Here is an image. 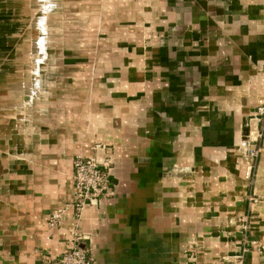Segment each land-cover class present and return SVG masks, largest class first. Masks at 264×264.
I'll return each instance as SVG.
<instances>
[{"label":"crops","instance_id":"crops-1","mask_svg":"<svg viewBox=\"0 0 264 264\" xmlns=\"http://www.w3.org/2000/svg\"><path fill=\"white\" fill-rule=\"evenodd\" d=\"M50 5L34 97L32 78L0 91V264H60L78 156L111 174L114 194L80 224L98 264H236L245 248L264 264V203L244 231L234 150L264 98V0Z\"/></svg>","mask_w":264,"mask_h":264},{"label":"rangeland","instance_id":"rangeland-1","mask_svg":"<svg viewBox=\"0 0 264 264\" xmlns=\"http://www.w3.org/2000/svg\"><path fill=\"white\" fill-rule=\"evenodd\" d=\"M50 8V0H0V91L13 86V81L17 83L16 87L20 81V85L23 83L22 86L27 89L33 70H36L33 72L36 79L43 74L46 56L45 13ZM257 106L255 114L244 123L240 132V147L234 149L239 154L235 151L236 157L245 165L244 181L249 187L246 203L250 213L238 220L243 224L244 231L250 229L253 207L264 203V195L256 193L258 165L264 155V117L257 116ZM246 128L249 130V140L244 142ZM253 131L257 134L251 135ZM259 148L261 153L258 159L252 160L251 151ZM250 164L253 170L248 178L246 172Z\"/></svg>","mask_w":264,"mask_h":264},{"label":"built area","instance_id":"built-area-1","mask_svg":"<svg viewBox=\"0 0 264 264\" xmlns=\"http://www.w3.org/2000/svg\"><path fill=\"white\" fill-rule=\"evenodd\" d=\"M257 116L264 117V98L258 102ZM254 134L257 132L251 133V135ZM260 153V148L253 149L250 153L252 160L258 159ZM73 169L72 178L75 192L71 207L75 211V225L70 230V240L61 255L60 264H98L94 258L89 256L87 249L82 247L83 236L80 224L83 213L88 207H98L104 198L114 194L110 170L107 164H100L97 158L82 156L74 159ZM252 170L253 166L250 164L246 172L248 178L251 176ZM68 207L51 216L48 223L50 227L56 228L62 224ZM247 250V248L244 249L243 257L248 252ZM243 257L241 258L243 259ZM242 259L236 264H244Z\"/></svg>","mask_w":264,"mask_h":264},{"label":"flooded vegetation","instance_id":"flooded-vegetation-1","mask_svg":"<svg viewBox=\"0 0 264 264\" xmlns=\"http://www.w3.org/2000/svg\"><path fill=\"white\" fill-rule=\"evenodd\" d=\"M36 70H33V72L35 73ZM32 72V80H33V88L30 89V97H33L34 96V92H35V89H36V77H35V74Z\"/></svg>","mask_w":264,"mask_h":264},{"label":"water","instance_id":"water-1","mask_svg":"<svg viewBox=\"0 0 264 264\" xmlns=\"http://www.w3.org/2000/svg\"><path fill=\"white\" fill-rule=\"evenodd\" d=\"M45 1H46V0H45ZM248 135H249V130H248V128H246V130H245L244 142H247V141L249 140Z\"/></svg>","mask_w":264,"mask_h":264}]
</instances>
